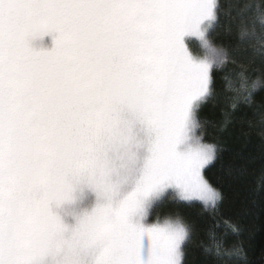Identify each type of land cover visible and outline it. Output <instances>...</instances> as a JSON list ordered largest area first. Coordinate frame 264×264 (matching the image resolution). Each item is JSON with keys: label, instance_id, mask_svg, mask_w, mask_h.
Instances as JSON below:
<instances>
[{"label": "snow or ice", "instance_id": "snow-or-ice-1", "mask_svg": "<svg viewBox=\"0 0 264 264\" xmlns=\"http://www.w3.org/2000/svg\"><path fill=\"white\" fill-rule=\"evenodd\" d=\"M220 8L0 0V264H184L193 227L149 217L169 190L213 210L222 199L204 176L216 145L198 134L227 62L209 39ZM238 75L250 102L260 81Z\"/></svg>", "mask_w": 264, "mask_h": 264}, {"label": "trees", "instance_id": "trees-1", "mask_svg": "<svg viewBox=\"0 0 264 264\" xmlns=\"http://www.w3.org/2000/svg\"><path fill=\"white\" fill-rule=\"evenodd\" d=\"M220 4V22L209 37L214 46L225 50L227 62L215 70L214 96L201 107L198 120L203 141L217 147L204 176L222 199L215 210L198 202L172 201L162 215H178L193 227L184 264H264V32L260 23L264 0H220ZM243 24L247 33L241 39ZM240 72L249 85L260 81L250 89V102L237 98L247 95L237 91ZM233 225L238 233L232 231ZM204 246L212 251L205 253ZM237 248L242 257L236 256Z\"/></svg>", "mask_w": 264, "mask_h": 264}, {"label": "rangeland", "instance_id": "rangeland-1", "mask_svg": "<svg viewBox=\"0 0 264 264\" xmlns=\"http://www.w3.org/2000/svg\"><path fill=\"white\" fill-rule=\"evenodd\" d=\"M210 39V37H209ZM190 51L194 54L197 55L200 53L201 49H200V42L198 41L197 38H191L190 39ZM225 51V50H224ZM226 53V52H225ZM198 134H200L198 132ZM215 145V144H214ZM217 149V147H216ZM212 163V162H211ZM210 163V164H211ZM209 164V165H210ZM208 165V166H209ZM206 166V168L208 167ZM205 168V169H206ZM205 171V170H204ZM172 201H181L178 200L177 198H175L174 193H172L171 190H169L168 193L165 194V197L162 199V201L160 203H158L151 211H150V220L155 221L157 219V217L163 218L165 217L164 212L168 209V205L169 203H171ZM181 202H198L201 203L203 206H205L203 204V202L199 201V200H193V201H181ZM206 208H210V207H206Z\"/></svg>", "mask_w": 264, "mask_h": 264}]
</instances>
